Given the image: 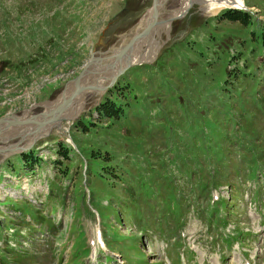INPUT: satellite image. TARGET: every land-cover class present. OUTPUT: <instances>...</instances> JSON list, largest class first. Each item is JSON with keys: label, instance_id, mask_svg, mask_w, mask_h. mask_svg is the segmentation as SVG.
Returning a JSON list of instances; mask_svg holds the SVG:
<instances>
[{"label": "rangeland", "instance_id": "obj_1", "mask_svg": "<svg viewBox=\"0 0 264 264\" xmlns=\"http://www.w3.org/2000/svg\"><path fill=\"white\" fill-rule=\"evenodd\" d=\"M150 1L0 0V116L47 108L90 56L114 54L139 30ZM183 2L160 0L159 19ZM198 3L158 26L150 61L126 67L89 91L74 118L41 130L32 171L18 152H0V239L16 243L0 240L3 263L170 264L168 248L182 252L180 264H218L222 254L225 264H264V0H243L244 21ZM97 76L84 85L102 86ZM108 100L117 113L103 110ZM5 129L0 147L18 140L16 126ZM147 207L174 232L141 234ZM185 208L184 223H172ZM235 227L225 248L220 238ZM95 230L104 247L92 241ZM90 241L94 256L83 257Z\"/></svg>", "mask_w": 264, "mask_h": 264}, {"label": "bare ground", "instance_id": "obj_2", "mask_svg": "<svg viewBox=\"0 0 264 264\" xmlns=\"http://www.w3.org/2000/svg\"><path fill=\"white\" fill-rule=\"evenodd\" d=\"M193 1L194 2L196 1L197 3L199 2V0H184V2L180 5V7L172 13L170 18L166 20H160L159 10L161 7V3H160V0H155V10L157 14L156 22L152 23L151 8H150L147 11L146 15L141 19L140 23L137 24V28L140 30L145 25H150V27L147 30H145L139 37H137L135 41L132 43V45L128 47V49H126L123 54H121L119 57H114V60L110 62L109 64L100 63V64H94L92 66H89L86 69L85 74L81 78V81H79V85H84V81H86L87 79H90L91 76L93 75H100V76H97L99 77V79L102 76L99 84L100 83L104 84L121 67L125 65L126 67H128L133 64L146 62L147 59L148 61H150V59L152 58L150 56H155L154 51L156 52L159 47V44H160L159 39L163 38L164 29H161L159 31L158 26L161 24H165V23L169 24L170 21H172L174 17L179 16L181 12L183 13L185 8L188 7L190 4H192ZM200 2L202 4V8L204 12L207 14H215L222 8L246 7L243 3V0H200ZM131 34L132 33H130L129 35ZM117 50L114 51V53L117 52ZM97 84L98 83L92 86H97ZM69 87H71V89ZM92 89L94 88H86V89L84 88L81 90V92H79L81 93L80 96L65 111L66 117H71L75 115L78 112V110L81 109L82 99ZM72 90H73V80L65 86L64 90L62 91L60 97L57 100H54L53 102L47 104V108L48 109L52 108L55 105L59 104L61 101H64L66 98H68L71 95ZM68 119H71V118H68ZM11 126H15V125L2 126L0 127V130L5 129V128L7 129L8 127H11ZM47 126H39V125L28 124V123L19 124V125H16V129L12 130L14 131L12 135L13 136L18 135V140H20V142L24 141V139H27L29 141L32 135H37L38 133H41L42 132L41 130H44V128H46ZM6 129L4 130L5 132H6ZM7 138L8 137H6V139ZM15 142L14 144H12L13 142L8 143L0 148L5 149L4 151L7 152V154H9L8 150H10V148L14 149L17 146V141ZM1 151L3 150H0V152ZM10 153H13V152H10ZM95 233H96L95 234L96 240L99 243H102L100 239L99 231L95 230ZM91 251L94 252L93 247L91 248Z\"/></svg>", "mask_w": 264, "mask_h": 264}, {"label": "water", "instance_id": "obj_3", "mask_svg": "<svg viewBox=\"0 0 264 264\" xmlns=\"http://www.w3.org/2000/svg\"><path fill=\"white\" fill-rule=\"evenodd\" d=\"M150 8H151V16H152V23H155L157 20V14H156V10H155V0H151L150 1ZM244 9H246L247 7H243ZM150 27V25H145L144 27H142L140 30H137L135 32H133L131 35H129L124 42L120 45V47L118 48L117 52H115L114 54H105V55H96V56H90L89 59H87L84 64L82 65V67L80 68V70L77 72V74L71 78V80H73V90L71 92V95L66 98L64 101H61L59 104L55 105L52 108H44L42 111L40 112H36L34 114L31 115H23V114H10L7 116H0V127L2 126H9V125H19V124H35V125H39V126H47V128L51 127L52 125H54L55 123L59 122L60 120H68V118H74L77 113L71 117H66L65 111L69 108V106L75 102V100H77V98L80 96L81 90L82 89H86V88H97L98 90H103L104 88H106L107 86L112 85V83L115 81V79L117 78V76L126 68V65L121 67L118 71H116L111 77L110 79L102 84V86H89L87 85V87L85 85H79V81H81V78L83 77V75L85 74L86 69L89 66H92L94 64H100L103 63L107 60H110L114 57H119L121 54H123L125 52L126 49H128V47H130L132 45V43L135 41V39L137 37H139L145 30H147ZM93 85V84H91ZM47 131V130H46ZM44 132L38 133L37 135L33 136L26 145H22L20 144L18 141L20 140H16L17 141V146L12 149L10 148V150H8V152H19L25 149H28L31 145L33 140H35L37 138V136L40 134L42 135ZM45 135V134H44ZM14 144V142L12 143ZM16 144V142H15ZM0 150H5L0 148Z\"/></svg>", "mask_w": 264, "mask_h": 264}, {"label": "trees", "instance_id": "obj_4", "mask_svg": "<svg viewBox=\"0 0 264 264\" xmlns=\"http://www.w3.org/2000/svg\"><path fill=\"white\" fill-rule=\"evenodd\" d=\"M225 11H227V12H225V14L229 18H234V17L237 18L238 17L244 21L245 18L248 16L247 10L236 9V8H227ZM238 15H241V16L239 17ZM109 103H111V101H109V100L105 101V103L103 104V110L106 111L107 114L117 113L119 110V107L114 106V104L111 105ZM68 150H69V146H67L64 142H60L58 144V152L61 153V154H59L61 157L62 156L67 157L68 156L67 155ZM17 157H18V162L21 160L20 164L22 163L23 166H25V165L30 166L33 163H38L40 161V158H39L40 156H38L32 148L19 152Z\"/></svg>", "mask_w": 264, "mask_h": 264}]
</instances>
